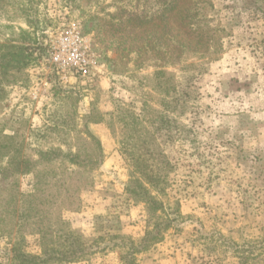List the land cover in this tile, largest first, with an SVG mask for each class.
I'll return each mask as SVG.
<instances>
[{
  "label": "rangeland",
  "instance_id": "rangeland-1",
  "mask_svg": "<svg viewBox=\"0 0 264 264\" xmlns=\"http://www.w3.org/2000/svg\"><path fill=\"white\" fill-rule=\"evenodd\" d=\"M208 3L183 7L208 8L203 52L164 0H0V264H124L131 245L136 264H264V0ZM73 26L96 64L65 84L49 50ZM103 183L121 198L77 229Z\"/></svg>",
  "mask_w": 264,
  "mask_h": 264
},
{
  "label": "trees",
  "instance_id": "trees-1",
  "mask_svg": "<svg viewBox=\"0 0 264 264\" xmlns=\"http://www.w3.org/2000/svg\"><path fill=\"white\" fill-rule=\"evenodd\" d=\"M186 1H188V5H190L191 0H164V2H167V6L163 13L161 14V17L164 18L168 14V20L165 22L167 25V22H170L169 29H176L175 27H179L181 29H184V33L180 32L177 35V38H185V39H200L199 43L196 46H188V49H202L203 52L208 51V46H204L205 44H202L205 39H207L208 33L212 32L213 29H211L208 25L206 27H202L201 22L205 21L208 16L205 14L206 11H208L206 8H200V12H190L189 10H185L183 7L186 6ZM209 0H198L199 5L205 4L208 7L210 4L208 3ZM204 5V7H205ZM191 6V5H190ZM263 10L264 13V5L260 7ZM203 11V12H202ZM205 12V13H204ZM197 21V22H196ZM188 26V27H187ZM193 26L195 28L193 29ZM188 29H186V28ZM202 44V45H200ZM216 44V43H215ZM207 45V44H206ZM27 58V57H26ZM25 173V172H22ZM146 177V176H145ZM43 239L46 237V234L42 235ZM147 239H144V242H147ZM260 243L264 244V240ZM83 247V245H81ZM126 248V246H124ZM84 250H76V252H82ZM56 251L54 249H49L44 247L42 255L40 256H30L26 254H20L19 255V263L20 264H49L53 261L54 253ZM140 251L131 245L129 252L122 253V260L124 264H136V255ZM65 254H67L65 252ZM60 255V254H58ZM61 257V256H60Z\"/></svg>",
  "mask_w": 264,
  "mask_h": 264
},
{
  "label": "built area",
  "instance_id": "built-area-1",
  "mask_svg": "<svg viewBox=\"0 0 264 264\" xmlns=\"http://www.w3.org/2000/svg\"><path fill=\"white\" fill-rule=\"evenodd\" d=\"M96 52L89 37L76 26L66 28L50 44L49 61L59 79L67 84L86 80L96 64Z\"/></svg>",
  "mask_w": 264,
  "mask_h": 264
},
{
  "label": "crops",
  "instance_id": "crops-1",
  "mask_svg": "<svg viewBox=\"0 0 264 264\" xmlns=\"http://www.w3.org/2000/svg\"><path fill=\"white\" fill-rule=\"evenodd\" d=\"M219 65L221 64H216L215 65V70H217L219 68ZM102 143H105L102 142ZM109 156H112V157H115L116 154L113 153ZM120 188L117 186V185H108V184H102L100 186H96L92 192H90L89 194H86L84 196V199H85V204H89V202H91L92 206H85L83 205L81 211L77 212V213H72L71 216H70V219L72 220V224L74 227H76L77 229L81 228L84 226V219L83 218H90L94 211H101L99 212L100 213H106L108 212L112 206L116 205L119 198V195L118 193H120ZM97 203V204H96ZM94 205V206H93ZM137 208V209H136ZM132 210V218L134 217V215H139V213H142L140 212L139 208L136 207ZM140 217V215H139ZM143 217L141 218H137V221L134 219L135 222L139 223L137 225L134 226H129V228H126L125 227V230H127L129 233H133V228H136L139 229L142 231V228H146V226H144V222H143V226L141 224V221ZM129 219V218H127ZM126 218H122V222H123V225H129L128 221H127ZM137 226V227H136ZM142 233L139 234V236H141ZM116 253H112L111 255H114Z\"/></svg>",
  "mask_w": 264,
  "mask_h": 264
}]
</instances>
